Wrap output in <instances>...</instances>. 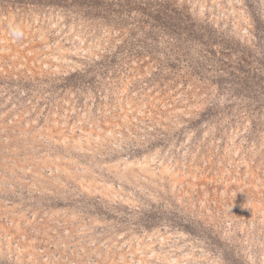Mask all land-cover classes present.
Instances as JSON below:
<instances>
[{
	"label": "rangeland",
	"instance_id": "rangeland-1",
	"mask_svg": "<svg viewBox=\"0 0 264 264\" xmlns=\"http://www.w3.org/2000/svg\"><path fill=\"white\" fill-rule=\"evenodd\" d=\"M0 264H264V0H0Z\"/></svg>",
	"mask_w": 264,
	"mask_h": 264
},
{
	"label": "clouds",
	"instance_id": "clouds-1",
	"mask_svg": "<svg viewBox=\"0 0 264 264\" xmlns=\"http://www.w3.org/2000/svg\"><path fill=\"white\" fill-rule=\"evenodd\" d=\"M9 35L13 38V39H21L23 36V31L20 28V26L18 25H10L9 26Z\"/></svg>",
	"mask_w": 264,
	"mask_h": 264
}]
</instances>
